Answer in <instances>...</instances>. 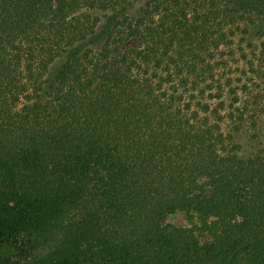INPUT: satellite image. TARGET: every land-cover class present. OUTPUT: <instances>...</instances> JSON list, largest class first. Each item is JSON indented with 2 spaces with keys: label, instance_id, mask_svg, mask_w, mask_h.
Here are the masks:
<instances>
[{
  "label": "trees",
  "instance_id": "16d2710c",
  "mask_svg": "<svg viewBox=\"0 0 264 264\" xmlns=\"http://www.w3.org/2000/svg\"><path fill=\"white\" fill-rule=\"evenodd\" d=\"M0 264H264V0H0Z\"/></svg>",
  "mask_w": 264,
  "mask_h": 264
},
{
  "label": "rangeland",
  "instance_id": "374dc122",
  "mask_svg": "<svg viewBox=\"0 0 264 264\" xmlns=\"http://www.w3.org/2000/svg\"><path fill=\"white\" fill-rule=\"evenodd\" d=\"M165 222L174 224H189V216L183 211H175L168 214L165 218Z\"/></svg>",
  "mask_w": 264,
  "mask_h": 264
}]
</instances>
